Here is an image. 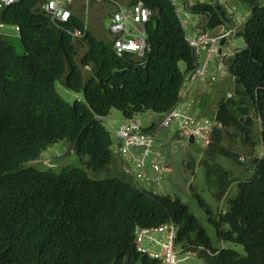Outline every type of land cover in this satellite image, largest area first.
Listing matches in <instances>:
<instances>
[{
  "label": "trees",
  "instance_id": "1",
  "mask_svg": "<svg viewBox=\"0 0 264 264\" xmlns=\"http://www.w3.org/2000/svg\"><path fill=\"white\" fill-rule=\"evenodd\" d=\"M43 1L18 0L0 8V22L18 25L22 44L19 52L0 31V264H163L139 249L136 228L164 223L175 224L179 252L194 253L207 264H264V156L252 159L254 172L247 177L233 175L213 158L223 154L241 162L224 145L223 129H241L250 140L251 107L261 119L264 141V3L242 0L250 8L236 33L244 45L225 58L238 97L220 100L216 117L222 126L210 143L212 160L203 161L206 180L218 199L225 197V207L216 211L193 193L215 227L213 239L180 195L87 169L102 172L113 162L112 133L103 119L113 108L126 117L165 113L179 103L186 73L199 65L173 1L142 0L154 11L146 26L151 49L145 60L118 55L111 40L96 36L73 14L69 25L86 33L87 49L78 58L72 35L51 24L40 9ZM187 9L207 15L210 29L226 22L208 1ZM86 64L92 66L89 74ZM58 81L83 98L67 100ZM62 140L83 165L29 164Z\"/></svg>",
  "mask_w": 264,
  "mask_h": 264
},
{
  "label": "built area",
  "instance_id": "2",
  "mask_svg": "<svg viewBox=\"0 0 264 264\" xmlns=\"http://www.w3.org/2000/svg\"><path fill=\"white\" fill-rule=\"evenodd\" d=\"M18 0H0V8ZM86 5L92 0H85ZM97 2H108L110 10V23L108 32L114 50L118 55L129 52L139 60H145L148 51L151 49L146 30L147 23L152 18L154 11L142 0H94ZM178 13L184 12L180 16L184 26H191L193 32L188 35L190 43L196 48L198 56L204 50L206 60L199 63L197 68L190 72V77L185 79L180 90V101L171 110L162 113L158 122L145 126L142 121L135 116L126 117L117 128H112V150L123 157V172L134 184L146 187L162 189L168 173L174 170L173 165L165 160V147L160 142L159 133L168 130L177 133L178 138L169 140L176 146L187 147L191 143L200 142L203 146H208L213 141V133L216 127H221L222 123L217 120L216 114L201 115L195 108V99L189 98V92L193 82L198 79L206 82L213 76V70L209 69V63L215 58L218 61L214 71H225L227 66L225 58L234 54L235 50L230 48L225 51V45H230L232 38L237 33V28L243 24L237 15V7L233 0H219L226 10L225 23L217 26V32H213L207 26V15L193 14L187 9L185 0H172ZM213 3L214 0H204ZM72 0H44L40 3V9L50 18L51 24L60 30L67 31L73 39L83 40L85 30L80 27H71L73 10ZM180 11V12H179ZM85 28H88L89 8L86 9ZM234 21L236 24L231 25ZM238 24V25H237ZM6 24L0 22V28ZM18 34L20 27L14 25ZM7 36H13L10 30L2 31ZM222 39L225 43L222 44ZM83 69H92L90 64L84 65ZM233 96L229 93L228 97ZM193 135L194 142L190 141ZM188 163V159H184ZM176 226L174 223H164L154 227L136 228L137 243L140 250L150 253L152 256L160 258L163 264H183L190 252L184 258L178 257V249L175 244Z\"/></svg>",
  "mask_w": 264,
  "mask_h": 264
},
{
  "label": "rangeland",
  "instance_id": "3",
  "mask_svg": "<svg viewBox=\"0 0 264 264\" xmlns=\"http://www.w3.org/2000/svg\"><path fill=\"white\" fill-rule=\"evenodd\" d=\"M83 1H84V5L86 6V9H87V7L90 9V5L94 2V0H92L89 3V6H87L86 1L85 0H83ZM125 1H128V0H125ZM194 1L196 2L198 0H185V3L192 5ZM260 1L264 3V0H260ZM233 2L237 7V15L239 17H241L240 19L243 22L244 17L248 14V11L250 9L249 5L247 3H244L242 0H233ZM105 3L107 6V9L105 10V12L107 14L101 23V29L108 31V27H109V23H110V14L109 13H110V10L112 9V7L108 2H105ZM179 15L183 16L184 12L181 11L179 13ZM191 17H193V13H191ZM230 24L234 25V24H236V22L232 21ZM241 26H242V24H241ZM241 26L239 24L237 30ZM185 29H186V32L188 35L193 32L191 26H186ZM4 30H10V31L14 32L13 38H12V36H9V37H11L10 39L11 40L13 39V41L16 43V47H17L18 51L22 52L21 51L22 50V44H21V41L19 40L18 34L15 32L14 25L6 24L5 27L0 28V31H4ZM213 32H217V30H215ZM15 38H16V41L14 40ZM75 43H76L77 48L79 50L78 58H80V56L83 54L84 49H85L84 42H83V40H76ZM243 44H244L243 37L236 34L234 36V38H232L231 44L225 45L224 50L227 51L230 48L236 49ZM217 61H218L217 57L215 58V60L210 61V66H209L210 70L215 69V65H216ZM57 88H58L59 92L67 100L73 101L75 98H77V96L73 97L71 94L72 90L69 88H66V86H64L62 84V82H60V81L57 82ZM250 113L253 116L251 132H250V140L247 139L246 134L241 129H238L236 127H228V128L223 129V131L225 132V137H224L225 139L223 141L224 145H226V147H228L229 149L239 153L241 162H236L235 160L230 159L223 154H217V155L213 156V158L216 161H219L222 165H224V167L230 168V170H232L233 175H237L240 177H247V176L252 175L254 172L252 159L256 156H264V141H263V138L261 135V129H262L261 119L257 115V112L254 109V107L250 108ZM155 116H156V118H155L156 122H158L161 118V115L159 116V114H156ZM241 119L243 120V118H241ZM243 122H244V120H243ZM105 123H106V120H105ZM115 125L110 126V129L112 130V128H117L120 126V125H118V126L117 125L115 126ZM163 131H165V130H162L160 133H163ZM167 134L169 135V131H167ZM178 137H179V135L177 133H174V132L172 133V140L175 138H178ZM68 143H66L67 144L66 146H64L65 145L64 143L59 144V147H61L62 150H64L63 155L65 156V161L62 164L63 165H67V164L83 165L79 159V156L77 154L72 153L71 144H70V142H68ZM166 147L168 148L169 151H172L173 154L176 155L177 159H180L177 161L179 166H180L179 163H181L182 167L187 166L186 169H191L190 173L188 174V177L184 178V182L187 183L190 180L191 175H194V177H193L194 180H192V183L190 185L191 194H190V196L187 197L186 194L182 193L181 198L190 205L191 210L204 223L209 234L213 237V239H216V230H215L214 225H212L209 222L205 209L199 204L198 200L193 195L194 192H197V193H200L201 195H203L216 211L225 207V199H223V198L222 199H218V198L216 199L215 198L214 191H213V189L215 187L212 186L211 183L209 181H207L206 177H205V166H203V161H205V159H206V161L212 160V158H210L211 157L210 154L208 153V151L210 149V145L203 146L200 142H194V143H191L187 147H183V146H178V145L176 146V144L173 145L172 143H167ZM184 159L191 160V163H193V168L189 167L187 164L185 165L183 163ZM55 162L56 161H55L54 157H51V156L48 157L46 155L45 156L42 155V157L40 156L37 161L32 160L29 162V164L38 166L39 168L56 167L59 169L61 164L55 165ZM87 169L94 176H96V175L107 176V175L111 174L110 171L107 169L102 171V172H94L90 168H87ZM186 169L184 168V171H186ZM163 183H164V181H163ZM176 189L178 191H181V189L178 185H177ZM153 190H155L156 192H160L161 189H160V187H155V188H153ZM167 190L168 189H166V188L164 189V191H167ZM235 191H236V183L234 182L230 188V193L233 194ZM229 246L235 247V248L240 249V250L242 249V245L236 244V243H229ZM185 256H186V253H181L178 251V257L179 258H184ZM182 263L183 264H207L202 258L198 257L194 253H189L188 257Z\"/></svg>",
  "mask_w": 264,
  "mask_h": 264
},
{
  "label": "crops",
  "instance_id": "4",
  "mask_svg": "<svg viewBox=\"0 0 264 264\" xmlns=\"http://www.w3.org/2000/svg\"><path fill=\"white\" fill-rule=\"evenodd\" d=\"M71 8H72L74 14L78 15L79 17H81L85 21L86 6L84 5L83 0H72ZM106 9H107V6H106L105 2L94 1L90 5L89 14H88V17H89L88 21L89 22H88L87 26H88V29L92 33H94L96 36H98L99 38L110 40L109 32L101 29V23L107 14L105 12ZM249 13H250V9L248 11V14L244 17L243 24H244L247 16L249 15ZM243 24H242V26H243ZM215 30H218V27L212 28V31H215ZM12 38H13V36H12ZM14 40L16 41V38ZM19 40H20V37H19ZM243 45H241L240 47H242ZM84 47H85V49H84V52H85L87 49V45L85 44V42H84ZM240 47H238V48H240ZM236 49H234V50H236ZM205 60H206V52L204 50H202L200 52V55H199V63L202 64L203 62H205ZM181 64H182L183 69H185V64L184 63H181ZM209 66H210V63H209ZM84 73H86V74L91 73V69H89V70L84 69ZM189 77H190V72H187L185 79H188ZM66 88H68V87H66ZM237 88H238V84H237L235 78L229 73L228 70L214 71V69H213V76L210 77L208 81L203 82V81L198 79L197 81L192 83L191 89L189 92V97H188L189 99L188 100H190V99L196 100L194 108L201 115H212V114H216L217 107H218L220 100L225 98V97H228L229 93H233L235 98L238 97V93L236 90ZM71 92H72L71 94L73 97L77 96L79 98H83V95L81 93H77L74 91H71ZM156 114H159V116L160 115L162 116V113H158V112H155L153 110H147L143 113L136 114L135 117L140 119L145 126H148V125L152 124L153 122H156V119H155ZM125 118H126V116L119 109L113 108L111 110V113L108 114L107 116H105L103 119H104V123L106 120L105 124L110 129V126H112V125H115V124L117 126L120 125L124 121ZM167 131L168 130H165V131H163V133H159V138H160L161 144L162 143L164 144L163 146L165 147V150H166L165 160H167L168 162H170L173 165L174 171H172L171 173H168L160 192L161 193H176L180 196H182V193H183V194H186L188 197L191 194L190 185L192 183V180H194V178H193L194 175H191V178L187 183L184 182V178L188 177V174L190 173L191 169H186L187 166L182 167L181 163H179L180 164V166H179L177 161L180 159H177L176 155H174L173 152L169 151L168 148L166 147V144L168 143V141L172 140V133L169 132V135H168ZM68 142H69L68 140H62V141L56 142V143L48 146L42 152L41 157H42V155H44V156L46 155L48 157L49 156L54 157V159L56 161L55 165L61 164L60 165V168H61L62 166H64L62 163L65 161V156L63 155L64 150H62V148L59 147V144L64 143L65 144L64 146H66L67 145L66 143H68ZM71 151L73 154H76L73 149H71ZM38 159L39 158L35 159V161H37ZM183 163H184V161H183ZM188 163H190V165H193V163H191V160H189V159H188ZM188 163H186V164H188ZM122 167H123V157L119 154L114 153L113 162L107 168V170H109L111 173V174H109V176L121 175V176L126 177V175L123 172ZM54 168H56V167H54ZM184 168L186 169V171H184ZM192 168H193V166H192ZM177 185L180 187L181 191H178L176 189ZM165 188L168 190L164 191ZM213 191L215 192V188L213 189ZM214 196H215V194H214ZM215 198L217 199L216 196H215ZM223 199H225V197H223Z\"/></svg>",
  "mask_w": 264,
  "mask_h": 264
},
{
  "label": "water",
  "instance_id": "5",
  "mask_svg": "<svg viewBox=\"0 0 264 264\" xmlns=\"http://www.w3.org/2000/svg\"><path fill=\"white\" fill-rule=\"evenodd\" d=\"M212 5L219 11V13L222 15V17L224 19H226V10H225V8L222 7V4L219 2V0H214ZM221 43L224 44L225 39H222ZM190 141L194 142L193 135L190 137Z\"/></svg>",
  "mask_w": 264,
  "mask_h": 264
}]
</instances>
